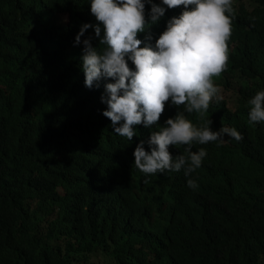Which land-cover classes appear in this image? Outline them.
I'll list each match as a JSON object with an SVG mask.
<instances>
[{
  "label": "trees",
  "instance_id": "trees-1",
  "mask_svg": "<svg viewBox=\"0 0 264 264\" xmlns=\"http://www.w3.org/2000/svg\"><path fill=\"white\" fill-rule=\"evenodd\" d=\"M232 7L227 64L214 77L222 99L203 119L184 115L242 139L193 142L206 155L189 174L192 189L183 169L132 165L136 143L182 105L165 102L157 125H137L128 143L101 114L111 78L83 85L73 38L98 23L87 0H0V264H264V121L247 118L248 99L264 88V0ZM172 10L181 8L165 15Z\"/></svg>",
  "mask_w": 264,
  "mask_h": 264
},
{
  "label": "clouds",
  "instance_id": "clouds-1",
  "mask_svg": "<svg viewBox=\"0 0 264 264\" xmlns=\"http://www.w3.org/2000/svg\"><path fill=\"white\" fill-rule=\"evenodd\" d=\"M87 4L98 23H82L73 38L74 47L82 45L83 85L92 88L102 78H111L103 84L99 97L106 105L101 114L111 122L113 133L128 143L137 135V125L145 129L157 125L165 102L182 105V110L176 108L159 130L150 131L146 139L136 143L132 165L144 174L183 169L184 176L189 177L186 185L195 189L197 182L189 174L200 167L206 150L191 151L193 142L223 144L227 138L242 139L234 127L212 130L209 118L197 126L184 115L195 112L203 119L210 101L222 99L214 77L228 60L233 0H87ZM145 4L150 5L147 20ZM177 6L181 8L178 15L176 10L165 15L166 9ZM161 21L164 23L159 29L148 30L149 25ZM89 28L92 33L85 35ZM94 38L103 48L93 46ZM247 104L249 123L264 121V88ZM171 145H184L183 151L173 155Z\"/></svg>",
  "mask_w": 264,
  "mask_h": 264
},
{
  "label": "rangeland",
  "instance_id": "rangeland-1",
  "mask_svg": "<svg viewBox=\"0 0 264 264\" xmlns=\"http://www.w3.org/2000/svg\"><path fill=\"white\" fill-rule=\"evenodd\" d=\"M95 262H97V260H95Z\"/></svg>",
  "mask_w": 264,
  "mask_h": 264
}]
</instances>
